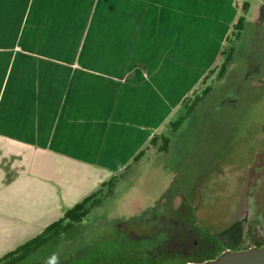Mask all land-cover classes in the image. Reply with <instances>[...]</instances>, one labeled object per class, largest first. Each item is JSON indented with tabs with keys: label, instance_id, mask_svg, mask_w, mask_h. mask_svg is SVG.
I'll list each match as a JSON object with an SVG mask.
<instances>
[{
	"label": "crops",
	"instance_id": "crops-1",
	"mask_svg": "<svg viewBox=\"0 0 264 264\" xmlns=\"http://www.w3.org/2000/svg\"><path fill=\"white\" fill-rule=\"evenodd\" d=\"M240 11L238 0H0V254L130 164L221 60Z\"/></svg>",
	"mask_w": 264,
	"mask_h": 264
},
{
	"label": "rangeland",
	"instance_id": "rangeland-1",
	"mask_svg": "<svg viewBox=\"0 0 264 264\" xmlns=\"http://www.w3.org/2000/svg\"><path fill=\"white\" fill-rule=\"evenodd\" d=\"M245 1L226 73L170 135L167 151L150 147L79 223L14 264H183L209 257L214 235L227 238L223 249L230 240L264 243V0ZM182 110L180 103L158 132L167 134ZM144 234L155 240H134Z\"/></svg>",
	"mask_w": 264,
	"mask_h": 264
},
{
	"label": "trees",
	"instance_id": "trees-1",
	"mask_svg": "<svg viewBox=\"0 0 264 264\" xmlns=\"http://www.w3.org/2000/svg\"><path fill=\"white\" fill-rule=\"evenodd\" d=\"M248 8V2H243L241 5V10L243 14L248 11ZM243 14L238 17L237 21L232 26L233 28L228 38V43L221 51L222 58L219 64L211 68L206 73V75H204L199 84L192 90V92L182 100L181 108H183V110L174 120L169 121L168 133L166 134L163 132H157L153 134L152 137L149 139L147 145L143 149H141L136 154V156H134L130 164H128L123 171L128 170L134 163L138 162L141 157L146 154V151L152 146L156 147L158 151H167L170 144V135L175 132L181 122L193 112L195 107L203 100V98L210 93V91L212 90L213 81L215 79L222 78L226 73L235 51V47L229 43L233 39H238V37L240 36V31L242 30L244 23ZM121 175L122 172L113 176L108 181L103 182L101 184V187L97 191H94L91 194L85 196L82 200L75 203L72 207L66 209L61 217L45 226L38 234L17 245L14 249L4 253L2 256H0V264H14L15 262L26 257L32 251L38 249L43 245L48 244V242H50L52 238L64 233L74 224L79 223L82 218L90 212L91 208L97 205L96 203L99 200V195L103 194V188L112 187L114 184V180ZM225 233H223V235H225L226 237ZM244 233L245 232L242 233V236H244ZM212 237L213 240L210 242L209 247L210 256L203 260H199L198 262H203L216 258L227 247H233L234 250H240L253 246L252 244L241 246L231 245L230 241L232 240H230L228 244H224L227 247L223 249L222 243L226 242L227 238L225 239L224 237H220L217 235H214Z\"/></svg>",
	"mask_w": 264,
	"mask_h": 264
},
{
	"label": "water",
	"instance_id": "water-1",
	"mask_svg": "<svg viewBox=\"0 0 264 264\" xmlns=\"http://www.w3.org/2000/svg\"><path fill=\"white\" fill-rule=\"evenodd\" d=\"M186 264H264V245L240 250H225L214 259Z\"/></svg>",
	"mask_w": 264,
	"mask_h": 264
},
{
	"label": "flooded vegetation",
	"instance_id": "flooded-vegetation-1",
	"mask_svg": "<svg viewBox=\"0 0 264 264\" xmlns=\"http://www.w3.org/2000/svg\"><path fill=\"white\" fill-rule=\"evenodd\" d=\"M260 80L261 81H263L264 82V74H262V77L260 78ZM260 81V82H261ZM167 204H171L170 202H168ZM173 204V203H172ZM183 204H185V202L183 203ZM245 224H247V225H244V226H246V228L248 229V223H245ZM157 225H154L153 226V229H155L157 232H159L160 234H161V236H163L164 234H166V235H168V231H166V230H163L164 229V226L163 225H159V226H157ZM120 228H122V226L120 225V226H118V230H120ZM246 229V230H247ZM246 230L244 229V236L246 235ZM128 236V235H127ZM156 235H153V234H148V235H146V234H144V235H135V237H134V240H143L144 238H146V237H148V238H154ZM128 237H130L131 238V236L129 235ZM133 237V236H132ZM154 240H155V238H154ZM158 240V239H157ZM253 246H257V245H264V243H254V244H252ZM251 247V246H250ZM190 249H188V251H189ZM225 250H234V248L233 247H227ZM224 250V251H225ZM188 251H186V252H188ZM223 252V251H222ZM221 252V253H222ZM220 253V254H221ZM189 262H198V261H194V260H189V261H186V262H184L183 264H186V263H189ZM134 264H142V262L140 263H134ZM149 264V263H148ZM178 264H180V263H178Z\"/></svg>",
	"mask_w": 264,
	"mask_h": 264
}]
</instances>
